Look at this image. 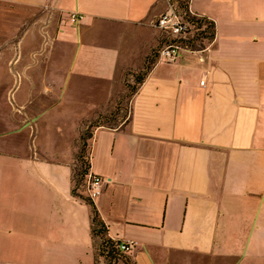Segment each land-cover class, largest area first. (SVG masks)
Returning a JSON list of instances; mask_svg holds the SVG:
<instances>
[{"label":"crops","instance_id":"crops-1","mask_svg":"<svg viewBox=\"0 0 264 264\" xmlns=\"http://www.w3.org/2000/svg\"><path fill=\"white\" fill-rule=\"evenodd\" d=\"M188 2L213 38L169 62L165 0H0V264H94L81 136L147 65L86 140L106 238L135 264L264 247V0Z\"/></svg>","mask_w":264,"mask_h":264},{"label":"built area","instance_id":"built-area-1","mask_svg":"<svg viewBox=\"0 0 264 264\" xmlns=\"http://www.w3.org/2000/svg\"><path fill=\"white\" fill-rule=\"evenodd\" d=\"M165 2L166 10L153 22V26L160 29L166 37L160 49L157 50V59L176 61L184 52L196 53L197 49L211 41L212 22L194 14L188 7V0H165ZM76 19V16H72L71 22L75 23ZM101 183L103 178L91 174L85 166L76 184L85 197L92 202L101 193ZM132 246V242H123L120 249L122 253L127 254Z\"/></svg>","mask_w":264,"mask_h":264},{"label":"trees","instance_id":"trees-1","mask_svg":"<svg viewBox=\"0 0 264 264\" xmlns=\"http://www.w3.org/2000/svg\"><path fill=\"white\" fill-rule=\"evenodd\" d=\"M145 69L146 70H144L143 73L141 72L134 77V80L137 83V86L143 82L144 76H145L147 70H149V65H147ZM136 87H134V86L131 87V91H132L131 94H133L136 91ZM102 118H104V117H99L94 122H91L88 126V129L81 136L82 148L80 150L79 160L81 161L82 166H81V171L78 174L77 182L79 181L81 174L85 170L84 166H86V164H84L85 162L83 160L84 150H85V146H86V140L92 134V132H90L91 128L93 129L95 127L104 125L101 122ZM113 118H114V116H111L110 118L105 117L104 122L111 124L113 121ZM82 199L85 200L87 203H89L91 206V209H92L93 215H92V220H91V225H92L91 234H92L93 238L99 239V244H98V248H97V256L102 258L104 260V262H106L107 264H135L128 259V257L126 256L125 253H122L120 248H121V245L123 244V242L114 241V240H110V239L106 238V236H105V232H106L105 225L99 219V217H98L99 214H98L97 210L95 209L93 203L88 198L83 197Z\"/></svg>","mask_w":264,"mask_h":264},{"label":"rangeland","instance_id":"rangeland-1","mask_svg":"<svg viewBox=\"0 0 264 264\" xmlns=\"http://www.w3.org/2000/svg\"><path fill=\"white\" fill-rule=\"evenodd\" d=\"M139 73H137L136 75H138ZM2 75L4 76V74ZM134 77L125 78L126 95L124 96L123 102L119 103L118 110L113 112L115 118H113L112 123L111 124L105 123L104 122L105 117H104L101 119L102 124L108 126H118L120 123L126 120V118H128L127 102L132 93L131 87L137 86ZM116 112L118 114H116ZM90 132H92V130ZM84 157L85 158L87 157L85 152H84ZM209 254L211 255L213 260H217L218 264H264V247L262 246L253 247L250 244L248 247L247 244H245L243 247H238V245L232 247L231 246L219 247L218 245H216L211 248ZM94 264H107L106 262H104L102 258L97 256V251H96V257L94 259Z\"/></svg>","mask_w":264,"mask_h":264}]
</instances>
